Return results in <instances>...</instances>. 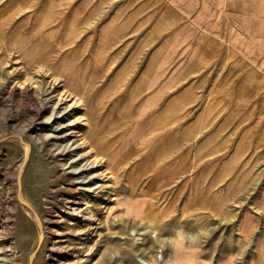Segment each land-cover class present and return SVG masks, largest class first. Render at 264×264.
Wrapping results in <instances>:
<instances>
[{"label": "rangeland", "instance_id": "1", "mask_svg": "<svg viewBox=\"0 0 264 264\" xmlns=\"http://www.w3.org/2000/svg\"><path fill=\"white\" fill-rule=\"evenodd\" d=\"M240 1L230 19H245L247 45L205 96L189 82L148 126L140 74L171 7L0 0V264H223L235 220L264 213V0ZM68 142L100 174L76 179Z\"/></svg>", "mask_w": 264, "mask_h": 264}, {"label": "crops", "instance_id": "2", "mask_svg": "<svg viewBox=\"0 0 264 264\" xmlns=\"http://www.w3.org/2000/svg\"><path fill=\"white\" fill-rule=\"evenodd\" d=\"M156 2L172 8L174 21L164 33H157L158 38L155 39V44L142 66L144 71L140 75L145 79L142 83L150 87L144 102L146 104L147 101L152 102L147 104L149 106L145 112L147 125L151 124V114L159 101L177 97L180 89L189 82L197 84V95L205 96L206 91L212 86L211 82L216 80L217 66L229 62L231 47H245L248 41L245 19L243 17L230 19V16L244 14L241 1V3L237 0H156ZM254 34L256 40L254 44L256 45L258 40L261 44L260 31ZM165 85H168L167 97L164 95ZM144 104H141V109ZM166 106L170 108V103ZM152 109L154 110L149 113ZM142 120L143 118L140 124H145L141 122ZM209 135L206 133L207 137ZM262 215L264 213L251 212L242 214L235 220L236 247L223 257V264H264V226L260 228V221H264Z\"/></svg>", "mask_w": 264, "mask_h": 264}, {"label": "bare ground", "instance_id": "3", "mask_svg": "<svg viewBox=\"0 0 264 264\" xmlns=\"http://www.w3.org/2000/svg\"><path fill=\"white\" fill-rule=\"evenodd\" d=\"M44 63V62H43ZM50 76V75H49ZM70 89V88H69ZM70 90H72V89H70ZM115 91V90H114ZM77 92V91H76ZM111 92V91H110ZM102 93H104V92H102ZM117 93V92H116ZM78 94H80V93H78ZM111 94V93H110ZM104 95V94H103ZM84 96V95H83ZM86 98H87V96H86ZM59 99V98H58ZM63 99V98H62ZM62 99H60V100H58L55 104H54V108L55 107H57V105L58 104H60L61 103V101H62ZM97 99V98H96ZM95 99V100H96ZM132 99V98H131ZM44 101V100H43ZM42 102V101H41ZM98 102V101H97ZM115 104V103H114ZM112 106V105H111ZM87 107V106H86ZM104 108V107H103ZM85 110V109H84ZM103 110V109H102ZM102 110H99V111H102ZM65 112V110L63 109L62 111L60 110V112L57 110V111H55L54 112V116H56V117H60L59 115H63V113ZM117 112V111H116ZM87 115V114H86ZM92 115V114H91ZM90 115V116H91ZM98 115H100V114H98ZM89 116V117H90ZM89 117H87V118H89ZM94 117V116H93ZM96 118V117H95ZM56 119V118H55ZM91 121V120H90ZM99 121V120H98ZM100 122V121H99ZM90 123H92V122H90ZM90 125V124H89ZM94 125V124H93ZM88 127H90V126H88ZM101 128V127H100ZM99 128V129H100ZM75 129V128H74ZM88 129V128H87ZM92 129V128H91ZM111 130H113V129H111ZM110 130V131H111ZM115 130V129H114ZM77 131V130H76ZM99 131V130H98ZM71 132V131H70ZM92 133H94V132H92ZM95 133H97L96 131H95ZM74 137V136H73ZM93 138H92V141H91V143L92 144H94V146H95V149H96V151L97 152H99V153H101V154H103L104 156H106V160H107V163H111L112 162V165H114V162H115V160H117V159H119V158H121V157H118L117 155H115V153L113 152V153H111V151H110V153L108 152L109 151V149H108V144H110V142L109 143H107L108 141L103 137V136H101V135H96V137H94V136H92ZM70 139V138H69ZM90 140V139H89ZM79 146V143H77V144H75V145H73V142L72 143H69L68 142V144H64V146H63V149L64 148H66L68 151H70V150H72V151H74V152H72V153H74V154H72L73 155V157H72V159H71V162H73V161H77V163L75 164V165H73V164H70L71 166H72V171L74 172V173H78V172H80V171H82V170H85V171H87L85 174H83V175H78L77 177H75L76 179H79L80 178V180H89V179H91V178H94V176L98 173V172H93V170H94V167L96 166V165H98V160H96V159H94V160H90L89 158H87L86 157V152L85 151H83V150H78L77 149V147ZM83 147V146H82ZM81 147V148H82ZM77 149V150H76ZM118 149L119 148H116V150H114V151H117V152H119L118 151ZM67 151V152H68ZM79 162H81L80 164H79ZM77 164H78V166H77ZM115 166V165H114ZM96 171V170H95ZM111 172V171H110ZM98 174H100V173H98ZM112 174V173H111ZM100 176V175H99ZM79 181V180H78ZM133 185H134V183H133ZM99 186H101V184L98 182V181H95L94 183H93V186H92V188L93 189H95V188H97V187H99ZM129 187H131V186H129ZM151 201V200H150ZM152 203V202H151ZM183 259H185V256L184 257H182V259L180 260L181 261V263L182 264H188V262H186V263H183Z\"/></svg>", "mask_w": 264, "mask_h": 264}]
</instances>
